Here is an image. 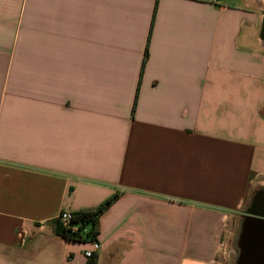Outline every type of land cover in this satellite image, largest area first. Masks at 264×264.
I'll return each instance as SVG.
<instances>
[{
	"label": "crops",
	"instance_id": "1",
	"mask_svg": "<svg viewBox=\"0 0 264 264\" xmlns=\"http://www.w3.org/2000/svg\"><path fill=\"white\" fill-rule=\"evenodd\" d=\"M233 223L264 231V0H0V264H219Z\"/></svg>",
	"mask_w": 264,
	"mask_h": 264
},
{
	"label": "trees",
	"instance_id": "2",
	"mask_svg": "<svg viewBox=\"0 0 264 264\" xmlns=\"http://www.w3.org/2000/svg\"><path fill=\"white\" fill-rule=\"evenodd\" d=\"M117 194H114L106 201H104L95 210L91 211H75L71 212V223H79L76 231H71L69 228L63 226L58 220L56 223V233L62 235L64 238L73 241L90 242L95 240L96 234V219L97 216L116 198ZM84 229H86L84 231ZM94 261L93 255L90 257V262Z\"/></svg>",
	"mask_w": 264,
	"mask_h": 264
},
{
	"label": "flooded vegetation",
	"instance_id": "3",
	"mask_svg": "<svg viewBox=\"0 0 264 264\" xmlns=\"http://www.w3.org/2000/svg\"><path fill=\"white\" fill-rule=\"evenodd\" d=\"M250 229H244L236 238L237 256L234 264H250V253L253 243ZM264 264V263H262Z\"/></svg>",
	"mask_w": 264,
	"mask_h": 264
},
{
	"label": "rangeland",
	"instance_id": "4",
	"mask_svg": "<svg viewBox=\"0 0 264 264\" xmlns=\"http://www.w3.org/2000/svg\"><path fill=\"white\" fill-rule=\"evenodd\" d=\"M227 232L225 233V240L220 248L219 254V264H234L236 256H237V248L234 246V250L232 249V241L231 238L236 231V227H234V223L231 224V227L228 228Z\"/></svg>",
	"mask_w": 264,
	"mask_h": 264
},
{
	"label": "water",
	"instance_id": "5",
	"mask_svg": "<svg viewBox=\"0 0 264 264\" xmlns=\"http://www.w3.org/2000/svg\"><path fill=\"white\" fill-rule=\"evenodd\" d=\"M257 232V233H256ZM255 233H251V241L253 243L252 252L250 253V264H262L264 263V232L262 228L256 230Z\"/></svg>",
	"mask_w": 264,
	"mask_h": 264
},
{
	"label": "built area",
	"instance_id": "6",
	"mask_svg": "<svg viewBox=\"0 0 264 264\" xmlns=\"http://www.w3.org/2000/svg\"><path fill=\"white\" fill-rule=\"evenodd\" d=\"M71 216L72 213L70 211L62 210L58 216V220L63 226L69 228L71 231H76L78 229L79 223H71ZM85 230L86 229H84V231ZM90 242H94V240H91ZM83 253L86 257H91L93 254L92 250H85Z\"/></svg>",
	"mask_w": 264,
	"mask_h": 264
},
{
	"label": "bare ground",
	"instance_id": "7",
	"mask_svg": "<svg viewBox=\"0 0 264 264\" xmlns=\"http://www.w3.org/2000/svg\"><path fill=\"white\" fill-rule=\"evenodd\" d=\"M241 226V225H240Z\"/></svg>",
	"mask_w": 264,
	"mask_h": 264
}]
</instances>
